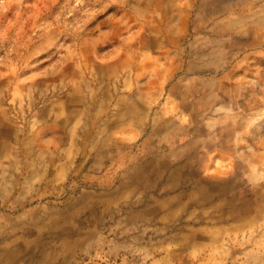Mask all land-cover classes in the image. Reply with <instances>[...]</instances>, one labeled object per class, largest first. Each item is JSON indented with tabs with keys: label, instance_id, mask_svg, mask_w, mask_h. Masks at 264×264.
<instances>
[{
	"label": "rangeland",
	"instance_id": "rangeland-1",
	"mask_svg": "<svg viewBox=\"0 0 264 264\" xmlns=\"http://www.w3.org/2000/svg\"><path fill=\"white\" fill-rule=\"evenodd\" d=\"M0 264H264V0H0Z\"/></svg>",
	"mask_w": 264,
	"mask_h": 264
},
{
	"label": "bare ground",
	"instance_id": "bare-ground-1",
	"mask_svg": "<svg viewBox=\"0 0 264 264\" xmlns=\"http://www.w3.org/2000/svg\"><path fill=\"white\" fill-rule=\"evenodd\" d=\"M90 241H92V240H90ZM88 243V242H87ZM86 243V244H87ZM42 243H38V245H37V247H38V249L41 251V254H39V255H32L31 256V260H33V261H37L38 259H45V258H47L48 256H47V254H45L44 253V251L42 250V245H41ZM91 244V243H90Z\"/></svg>",
	"mask_w": 264,
	"mask_h": 264
},
{
	"label": "crops",
	"instance_id": "crops-1",
	"mask_svg": "<svg viewBox=\"0 0 264 264\" xmlns=\"http://www.w3.org/2000/svg\"><path fill=\"white\" fill-rule=\"evenodd\" d=\"M80 233H82V232L79 231V230H74V231L65 232L64 235L67 236V237H77L78 238V237H81V234ZM34 255H36V254H34ZM31 261L32 262H36V261H33V260H31Z\"/></svg>",
	"mask_w": 264,
	"mask_h": 264
}]
</instances>
